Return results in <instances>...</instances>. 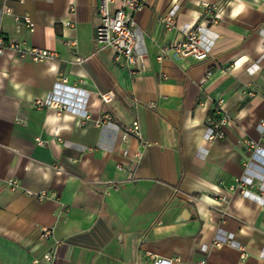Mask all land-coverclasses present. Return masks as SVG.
Returning <instances> with one entry per match:
<instances>
[{
	"label": "crops",
	"instance_id": "1",
	"mask_svg": "<svg viewBox=\"0 0 264 264\" xmlns=\"http://www.w3.org/2000/svg\"><path fill=\"white\" fill-rule=\"evenodd\" d=\"M25 16L33 31L15 20ZM134 19L142 58L130 68L95 42L98 0H0V35L57 53L0 56V264H39L59 241L53 264H264V180L248 196L231 189L249 158L242 142L264 148V0H146ZM194 25L209 58L159 60ZM63 81L89 98L88 119L37 107ZM219 100L230 121L211 142ZM134 122L141 140L125 139ZM218 235L232 242L214 247Z\"/></svg>",
	"mask_w": 264,
	"mask_h": 264
},
{
	"label": "built area",
	"instance_id": "2",
	"mask_svg": "<svg viewBox=\"0 0 264 264\" xmlns=\"http://www.w3.org/2000/svg\"><path fill=\"white\" fill-rule=\"evenodd\" d=\"M146 0H98V14L100 17V25L96 31V44L100 48H112L115 50L117 60L122 59L124 64L130 68L136 67L142 55L137 50L138 36L137 24L134 15L138 14L145 6ZM205 9L204 22L213 25L218 19L217 9L208 3L203 4ZM74 8L71 12L74 13ZM7 14H12L10 10H6ZM17 22L22 21L30 30H34V23L30 17H15ZM161 22L165 29L172 31L176 28L175 13L163 17ZM65 26L75 28L76 25L72 21L65 23ZM203 27L201 25L186 26L182 29L185 34V39L173 46L163 47L159 60L169 57L170 52H173L175 60H184L192 58L198 62L206 61L209 58V51L204 47L201 40V32ZM264 46V45H263ZM13 52L20 60H28L33 63H40L45 60H54L57 57L56 52H49L44 49L23 48L22 45L16 41H8L4 36L0 35V56L6 52ZM210 73L207 74L208 79ZM49 100L37 103V107L48 106L51 108L60 109L63 112H71L82 119H88L89 114L86 108L88 97L84 96L79 89L67 87L65 81L57 82ZM74 98L71 100L70 98ZM115 98L114 93L101 94L100 99L104 104H110ZM76 99V100H75ZM79 100V101H78ZM149 108H156L155 104H148ZM217 119L212 120L208 130L207 140L213 141L215 139H222L225 137L224 129L228 125L230 118L223 110V100L217 102ZM262 131V141L264 143V122L260 124ZM125 139L130 137H137L141 140L140 124L134 122L132 126L127 127L124 131ZM243 145L249 153L248 161L245 164L244 175L238 179L233 190H240V194L248 196L251 194L250 190L255 186L256 181L264 180V148L259 142L244 140ZM126 155V153H125ZM15 188L18 185L17 181L11 182ZM44 194L41 195V198ZM42 239L48 240L53 237V229L44 228L42 232ZM232 242V235L220 236L214 239L213 246L222 247ZM60 241L56 242L55 251L45 254V256L38 261L39 264H53L58 256V248ZM152 264H173L174 261L164 258H158ZM195 264H208V261L201 259Z\"/></svg>",
	"mask_w": 264,
	"mask_h": 264
}]
</instances>
